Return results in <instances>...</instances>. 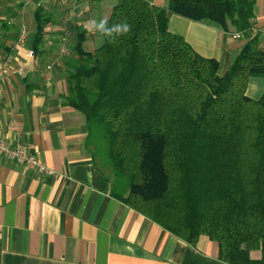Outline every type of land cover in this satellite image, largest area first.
Listing matches in <instances>:
<instances>
[{
	"label": "trees",
	"instance_id": "16d2710c",
	"mask_svg": "<svg viewBox=\"0 0 264 264\" xmlns=\"http://www.w3.org/2000/svg\"><path fill=\"white\" fill-rule=\"evenodd\" d=\"M166 1L120 0L108 26L127 22L131 31L115 40L99 33L96 50L78 32L66 103L85 116L113 197L192 246L202 236L217 242L226 264H264V95L247 94L250 79L264 77L257 0ZM169 13L247 43L221 76L218 61L170 31ZM35 23L34 54L49 23L42 6Z\"/></svg>",
	"mask_w": 264,
	"mask_h": 264
},
{
	"label": "crops",
	"instance_id": "0c3cea01",
	"mask_svg": "<svg viewBox=\"0 0 264 264\" xmlns=\"http://www.w3.org/2000/svg\"><path fill=\"white\" fill-rule=\"evenodd\" d=\"M118 3L0 0V66L7 56L16 58L0 82V139L26 146L56 174L36 173L0 157V264H226L217 242L202 236L192 246L112 196L114 176L87 144L86 118L66 103V64L74 57L78 32L86 34V50L99 48L102 37L84 24L108 19ZM38 6L49 23L43 45L31 55ZM255 10L264 49V0H257ZM21 24L29 33L25 46L17 43ZM169 28L197 53L218 61L221 76L247 43L216 23L174 13ZM247 94L261 98L264 77H252ZM245 247L253 259L261 257L252 243Z\"/></svg>",
	"mask_w": 264,
	"mask_h": 264
},
{
	"label": "built area",
	"instance_id": "2783aa9c",
	"mask_svg": "<svg viewBox=\"0 0 264 264\" xmlns=\"http://www.w3.org/2000/svg\"><path fill=\"white\" fill-rule=\"evenodd\" d=\"M28 32L24 24L20 26V34L18 39L19 46H25L28 42ZM234 39H240V34H235L232 36ZM30 54L34 55V52L30 50ZM16 58L12 55L7 56L0 66V82L3 81L10 73L13 63ZM19 75L23 74V68L16 70ZM0 157L7 161L14 162L20 166H25L32 171L40 174H47L56 176L55 172L48 168L44 163H42L36 156L29 153L26 146L20 144H14L12 142H7L6 140L0 139Z\"/></svg>",
	"mask_w": 264,
	"mask_h": 264
},
{
	"label": "clouds",
	"instance_id": "9594fccd",
	"mask_svg": "<svg viewBox=\"0 0 264 264\" xmlns=\"http://www.w3.org/2000/svg\"><path fill=\"white\" fill-rule=\"evenodd\" d=\"M84 28L88 32H98L103 37L111 38V40L127 35L131 31V25L127 22L114 23L109 27L107 18L100 20L90 19L84 24Z\"/></svg>",
	"mask_w": 264,
	"mask_h": 264
},
{
	"label": "rangeland",
	"instance_id": "374dc122",
	"mask_svg": "<svg viewBox=\"0 0 264 264\" xmlns=\"http://www.w3.org/2000/svg\"><path fill=\"white\" fill-rule=\"evenodd\" d=\"M1 8V7H0Z\"/></svg>",
	"mask_w": 264,
	"mask_h": 264
}]
</instances>
